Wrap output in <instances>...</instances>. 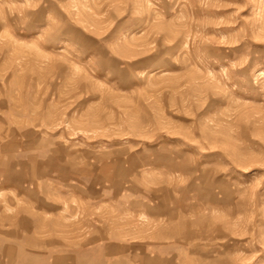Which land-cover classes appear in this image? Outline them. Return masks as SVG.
<instances>
[{
	"label": "rangeland",
	"instance_id": "rangeland-1",
	"mask_svg": "<svg viewBox=\"0 0 264 264\" xmlns=\"http://www.w3.org/2000/svg\"><path fill=\"white\" fill-rule=\"evenodd\" d=\"M0 264H264V0H0Z\"/></svg>",
	"mask_w": 264,
	"mask_h": 264
}]
</instances>
